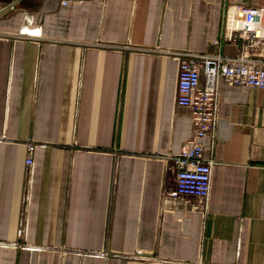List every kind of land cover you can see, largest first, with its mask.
I'll return each mask as SVG.
<instances>
[{
  "label": "crops",
  "instance_id": "1",
  "mask_svg": "<svg viewBox=\"0 0 264 264\" xmlns=\"http://www.w3.org/2000/svg\"><path fill=\"white\" fill-rule=\"evenodd\" d=\"M8 3L0 264H264V88L219 81L209 198L166 193L194 131L173 52L236 55L214 42L224 5L264 0Z\"/></svg>",
  "mask_w": 264,
  "mask_h": 264
},
{
  "label": "built area",
  "instance_id": "2",
  "mask_svg": "<svg viewBox=\"0 0 264 264\" xmlns=\"http://www.w3.org/2000/svg\"><path fill=\"white\" fill-rule=\"evenodd\" d=\"M14 8L15 3L1 5L0 15ZM214 42L218 46L222 42L239 43L240 49L234 56L219 50L173 52L180 61L176 103L191 108L194 130L174 157L176 187L166 191L174 197L195 195L204 201L209 198L213 159L205 156L203 139L210 136L214 146L219 121V81L264 88V6L226 3L220 37ZM26 145L25 163L30 169L35 163L37 144L28 139Z\"/></svg>",
  "mask_w": 264,
  "mask_h": 264
}]
</instances>
